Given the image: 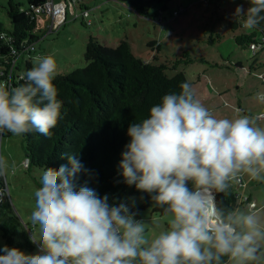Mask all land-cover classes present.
Masks as SVG:
<instances>
[{
  "label": "clouds",
  "instance_id": "9594fccd",
  "mask_svg": "<svg viewBox=\"0 0 264 264\" xmlns=\"http://www.w3.org/2000/svg\"><path fill=\"white\" fill-rule=\"evenodd\" d=\"M245 2L247 9L239 4L234 15L244 17L245 29H256L264 23V0ZM57 75L52 55H36L21 76L24 84H0V134L51 137L62 118ZM179 88L129 124L119 164L123 182L163 210L166 230L149 237L146 221L136 219L137 198L110 203L109 194L80 182L91 170L79 153L65 151L67 163L46 167L34 192L28 238L37 251L5 244L0 264H264V218L216 199L242 175L264 182V126L258 124L264 113L218 118L189 82ZM254 99L264 104V92ZM15 170L0 155V178L6 182Z\"/></svg>",
  "mask_w": 264,
  "mask_h": 264
},
{
  "label": "rangeland",
  "instance_id": "374dc122",
  "mask_svg": "<svg viewBox=\"0 0 264 264\" xmlns=\"http://www.w3.org/2000/svg\"><path fill=\"white\" fill-rule=\"evenodd\" d=\"M8 1L0 0V26L3 30H11L6 14ZM54 2L66 3L63 23L52 28L50 19L39 21L35 32V52L30 60L26 55L18 59L20 72H26L28 60L33 67L34 56L52 55L58 65V75L67 74L86 66L84 53L90 37L107 47H115L126 40L135 56L155 65H167L166 74L169 77L184 73L193 86L196 98L214 116L234 118L238 113L249 116L264 113V104L254 99L256 93L264 92V47L252 56L251 49L240 47L235 40L236 36L249 34L252 30L243 26L235 30L230 27V22L237 17L234 15L236 7L243 4L247 9L245 0H168L144 17L112 0ZM163 7L166 9L162 10ZM155 12L158 15L154 17ZM187 55L192 62L186 63L189 60ZM237 61L242 64V71L236 69ZM256 62L262 65L253 71L251 66ZM246 96L251 97L250 101L248 99V105L252 106L249 112L238 104ZM258 124L264 126V120L258 121ZM23 145L22 136H14L7 131L0 134V155L16 165L15 172L9 174L6 182L0 178L7 192L3 203L5 206L0 202V224L8 217L16 216L29 236V216L35 206L34 192L41 187L43 170L23 166ZM230 188L235 195L241 190L234 183ZM246 194L254 197L259 209L256 212L264 218V182L253 180ZM125 197L129 196H121ZM142 204L137 198V207ZM247 207L244 205L241 210L251 211ZM154 208L150 200L149 206L140 212V219L147 223L149 237L168 227L167 218L157 214ZM3 245L5 240L0 230V246ZM36 251L35 246L32 252L26 253Z\"/></svg>",
  "mask_w": 264,
  "mask_h": 264
},
{
  "label": "trees",
  "instance_id": "16d2710c",
  "mask_svg": "<svg viewBox=\"0 0 264 264\" xmlns=\"http://www.w3.org/2000/svg\"><path fill=\"white\" fill-rule=\"evenodd\" d=\"M48 1L25 0L23 4L8 1L6 14L11 30H3L0 26V35H4L0 39V55L7 54L19 44L23 43L27 47L35 42V32L41 16L35 14L34 9L44 6ZM112 1L123 4L144 17L157 5L168 0ZM157 15L156 12L153 14L154 17ZM243 20L244 17L237 16L236 20L230 22V27L234 30L238 26L242 28ZM258 37L264 38V23L252 29L249 34L236 36L235 40L240 47L248 49ZM34 52L35 48L31 54L25 53L21 57L26 55L29 59ZM84 58L85 67L57 75L54 80L58 99L63 102V106L62 118L51 130V137L36 132L22 135L27 168H58L67 163L66 159H61L63 152L79 153L81 162L91 170V174L80 176V182L87 181L88 186L96 189L101 196L109 194L110 203L114 197L121 198L122 195L139 199L143 196L144 199H140L142 206L137 207L139 214L136 219H140V212L149 206L150 198L146 193L138 192L134 186L126 185L119 168L121 153L129 142L127 128L130 123L146 118L150 107L159 103L164 94L178 93L179 85L188 80L182 72L169 77L166 74L167 65H155L135 56L126 40L115 47H107L90 37ZM29 60L25 64L26 71L32 67ZM189 62L192 61L189 59L186 63ZM25 82L19 80L14 83V87ZM0 185H3L1 181ZM216 199L222 201L224 206L235 209L236 197L231 189L226 193L216 194ZM3 200L1 205L6 197ZM154 211L164 215L160 208L155 207ZM0 230L9 247H17L25 253L34 250L35 246L29 241L26 228L16 216L8 217L0 224Z\"/></svg>",
  "mask_w": 264,
  "mask_h": 264
},
{
  "label": "built area",
  "instance_id": "2783aa9c",
  "mask_svg": "<svg viewBox=\"0 0 264 264\" xmlns=\"http://www.w3.org/2000/svg\"><path fill=\"white\" fill-rule=\"evenodd\" d=\"M66 8L65 2L55 3L54 0H49L44 6L38 7L34 9V13L43 17L40 21L44 20V18H48L52 22L53 27H59L63 23V16ZM176 15V13H174ZM4 35H0V39H3ZM264 47V38L260 37L254 44L250 45L252 50V56H255L258 52V49ZM34 51V43L31 45L24 47L23 43L17 45L16 47H12L11 50L4 55H0V84H3L6 88L11 89L14 87V83H17L21 79L23 75L22 72L18 69V59L24 55L25 53L31 54ZM28 57V56H27ZM31 57V56H30ZM17 73V74H16ZM18 76V78H15ZM25 81V80H23ZM24 167H28V160L26 159L23 163ZM239 185L241 188L240 192L235 195L236 197V206L235 209H241L243 205H247L250 210L255 208V203L250 201L249 197L245 194V183L240 178L239 183H235ZM2 187V188H1ZM7 194L4 185H0V202L5 198Z\"/></svg>",
  "mask_w": 264,
  "mask_h": 264
},
{
  "label": "crops",
  "instance_id": "0c3cea01",
  "mask_svg": "<svg viewBox=\"0 0 264 264\" xmlns=\"http://www.w3.org/2000/svg\"><path fill=\"white\" fill-rule=\"evenodd\" d=\"M262 64H260V62H256L254 65H252L251 66V70H253L254 71V69H259L260 68V66H261ZM235 66H236V69H240L241 71L244 69L243 67H242V64L239 62V61H237L236 63H235ZM255 66V67H254ZM228 67V66H227ZM239 67H241V68H239ZM250 70V69H249ZM238 88V87H237ZM250 96H246V97H244V98H242V99H240L239 100V107L241 108V109H244L246 112H249L252 108V106H249L248 105V99H249V101H250ZM244 105H246V106H244ZM240 108H237L239 111H240ZM258 109H261L260 107L258 108ZM246 177V178H245ZM241 179H242V181L246 184L245 185V189H244V191H245V194H246V191H247V187L249 186V184L253 181V180H251L248 176H246V175H242L241 176ZM246 180V181H245ZM235 184V183H234ZM235 186L237 187V188H239V189H241L242 187H240L239 185H236L235 184ZM231 189V188H230ZM247 195V194H246ZM248 197H249V199H250V201H252L253 203H255V208L253 209V210H251V211H257V210H259L258 208H257V205H256V200L254 199V197L252 196V195H247ZM244 206V205H243ZM243 208V207H242ZM248 208V207H247ZM262 208V207H261ZM249 209V208H248Z\"/></svg>",
  "mask_w": 264,
  "mask_h": 264
}]
</instances>
